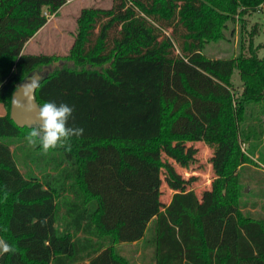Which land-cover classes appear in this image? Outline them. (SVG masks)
Wrapping results in <instances>:
<instances>
[{
  "label": "trees",
  "instance_id": "trees-1",
  "mask_svg": "<svg viewBox=\"0 0 264 264\" xmlns=\"http://www.w3.org/2000/svg\"><path fill=\"white\" fill-rule=\"evenodd\" d=\"M68 1L0 0V238L17 248L0 264H264V205L243 198L262 167L264 57L248 17L264 0H113L81 10L68 54L24 51ZM236 24L237 53L206 55ZM36 73L37 105L74 106L69 126L85 130L70 152L42 154L11 116ZM197 142L213 149L201 196L176 168L201 167Z\"/></svg>",
  "mask_w": 264,
  "mask_h": 264
},
{
  "label": "rangeland",
  "instance_id": "rangeland-1",
  "mask_svg": "<svg viewBox=\"0 0 264 264\" xmlns=\"http://www.w3.org/2000/svg\"><path fill=\"white\" fill-rule=\"evenodd\" d=\"M113 0H70L68 1L58 12L57 15H50L47 12L48 23L41 30L32 42L28 45V53H47L56 55H66L68 54L71 46L73 44L74 38L73 33L76 28V21L80 15V12L85 7H101L110 8L112 7ZM231 28L233 25H230ZM256 26L258 29V35L255 38V44L262 45L259 51V55L264 57V13H255L248 17V30ZM239 36V25H235V36H229L228 40L211 43L207 46L205 54L213 58H229L237 53V44ZM31 78L28 80L31 82ZM233 82L235 86L241 89V79L238 70L234 71ZM2 109H6L4 104L0 103V112ZM7 113L1 114L4 116ZM38 115L33 114L31 118H23L22 123L27 125H35ZM198 147L197 157L201 167L196 168L194 172H186L185 169L176 165L177 170L184 174L190 175V173L197 175L199 177L198 182L195 184L194 189L198 196H201L203 191L210 187L211 181L213 179V169L209 162L212 155L213 149L203 142H197L194 144ZM248 146L243 145V151H246ZM249 150V147H248ZM262 155L260 164L262 167L252 166L250 170L245 174L247 181L244 183V200L249 202H258L260 205H264V142L263 144L255 150L254 160H258L259 156ZM259 163V162H258ZM163 197L162 200L165 203H169L173 195L166 185L163 186ZM124 253L131 254L135 247L134 245L124 246Z\"/></svg>",
  "mask_w": 264,
  "mask_h": 264
},
{
  "label": "clouds",
  "instance_id": "clouds-1",
  "mask_svg": "<svg viewBox=\"0 0 264 264\" xmlns=\"http://www.w3.org/2000/svg\"><path fill=\"white\" fill-rule=\"evenodd\" d=\"M38 81L32 80L22 86L23 96L28 103L16 102L17 108L32 110L31 93L38 87ZM75 107L66 103L57 105L53 101H45L38 105V122L33 125L25 136V140L31 147H39L42 154L50 150L63 148L66 152L72 150V139L80 138L84 129L79 126H69V120L73 119ZM17 248L6 240L0 238V256L4 254H16Z\"/></svg>",
  "mask_w": 264,
  "mask_h": 264
},
{
  "label": "water",
  "instance_id": "water-1",
  "mask_svg": "<svg viewBox=\"0 0 264 264\" xmlns=\"http://www.w3.org/2000/svg\"><path fill=\"white\" fill-rule=\"evenodd\" d=\"M31 77H32L31 81L37 80L38 82L42 78L41 74H38V73L34 74ZM28 82H29L28 80H25L24 82H22L18 85V89L14 93L13 101H12L11 116L15 120V122L20 126L27 125V124L22 123L23 118H25V117L27 119L31 118V116L33 114L38 115V105H37L36 100H35L36 88L31 93L32 110H28L26 107L25 108H17L16 107L17 101L24 103V104L28 103L27 99L23 96V88H22V86Z\"/></svg>",
  "mask_w": 264,
  "mask_h": 264
},
{
  "label": "crops",
  "instance_id": "crops-1",
  "mask_svg": "<svg viewBox=\"0 0 264 264\" xmlns=\"http://www.w3.org/2000/svg\"><path fill=\"white\" fill-rule=\"evenodd\" d=\"M41 30H43V28L41 29ZM40 30V31H41ZM39 31V32H40ZM39 32L35 35V37L34 38H32L27 44H26V46H25V49H24V51H26L27 50V48H28V45L30 44V42H32L33 40H35V38H37V36H38V34H39ZM27 52V51H26ZM5 111H6V109L4 110V109H2V112H0L1 114H3V113H5Z\"/></svg>",
  "mask_w": 264,
  "mask_h": 264
},
{
  "label": "built area",
  "instance_id": "built-area-1",
  "mask_svg": "<svg viewBox=\"0 0 264 264\" xmlns=\"http://www.w3.org/2000/svg\"><path fill=\"white\" fill-rule=\"evenodd\" d=\"M259 13H264V2L259 6Z\"/></svg>",
  "mask_w": 264,
  "mask_h": 264
}]
</instances>
